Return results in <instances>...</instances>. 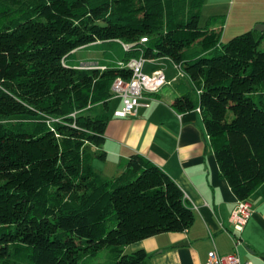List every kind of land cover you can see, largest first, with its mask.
Returning a JSON list of instances; mask_svg holds the SVG:
<instances>
[{
  "label": "trees",
  "instance_id": "trees-1",
  "mask_svg": "<svg viewBox=\"0 0 264 264\" xmlns=\"http://www.w3.org/2000/svg\"><path fill=\"white\" fill-rule=\"evenodd\" d=\"M203 3L0 0V264H149L126 246L193 222L180 186L145 156L131 153L112 177L93 167L86 145H102L108 116L85 110L106 108L113 81L131 76L66 64L93 42L130 44L123 61L171 59L193 85L171 105L201 112L235 196L264 182V31L222 41L216 16L199 23Z\"/></svg>",
  "mask_w": 264,
  "mask_h": 264
},
{
  "label": "crops",
  "instance_id": "crops-1",
  "mask_svg": "<svg viewBox=\"0 0 264 264\" xmlns=\"http://www.w3.org/2000/svg\"><path fill=\"white\" fill-rule=\"evenodd\" d=\"M217 17L213 29L222 30V41L247 30L255 36L263 31L255 25H264V0H204L199 23ZM99 41L81 46H101V58L93 53L76 58L72 67L93 64L104 67L123 60L124 51L111 53L112 43ZM113 54V55H112ZM85 57V58H84ZM162 70L166 83L153 94H145L134 116L117 117L114 111L121 107L120 97L113 96L106 108L103 104L92 105L85 113H106L107 126L101 146L86 145L91 153L95 170L105 177L118 174L131 153H139L164 170L182 189L187 205L192 209V224L181 232H164L131 243L133 250L144 249L149 264H204L207 253L216 249L220 254H231L233 242L229 234L241 239L237 247L242 261L264 264V182L247 198L252 213L242 231L233 230L229 216L237 197L219 167L204 127L203 116L196 108L177 112L171 105L173 99L193 89L189 78L179 71L167 57L148 58L143 71ZM104 151V158L95 155Z\"/></svg>",
  "mask_w": 264,
  "mask_h": 264
},
{
  "label": "built area",
  "instance_id": "built-area-1",
  "mask_svg": "<svg viewBox=\"0 0 264 264\" xmlns=\"http://www.w3.org/2000/svg\"><path fill=\"white\" fill-rule=\"evenodd\" d=\"M140 41L144 43L147 41V38L141 37ZM119 43L124 52L128 51L131 47L128 43L122 41H119ZM146 60L147 58L139 56L131 57L127 61L122 60L116 63L119 67L130 69L131 76L128 80L118 77L111 85L113 96L120 97L122 102L121 107L114 111V116L126 117L136 115L137 109L140 105L139 100L145 94L156 93L166 83L162 70L156 69L150 73H145L143 71V64ZM176 67L180 71L179 66L176 65ZM76 68L103 69L105 66L100 67L93 64H85ZM251 213L252 209L247 199H237L229 216V221L233 230L236 232L242 231ZM229 234L233 242L234 251L231 254L222 255L213 248L208 251L204 264H252L249 260L242 261L238 255L237 247L241 243L240 237L230 232Z\"/></svg>",
  "mask_w": 264,
  "mask_h": 264
},
{
  "label": "rangeland",
  "instance_id": "rangeland-1",
  "mask_svg": "<svg viewBox=\"0 0 264 264\" xmlns=\"http://www.w3.org/2000/svg\"><path fill=\"white\" fill-rule=\"evenodd\" d=\"M99 48H101V46H89V47H87L85 49H78V50L74 51V54L72 56H74L76 58H79L81 56H86L87 54L89 56L92 53L94 55V58H96V59L101 58V55L102 56H106L107 52L105 54H103ZM110 51H111V53L113 52L114 54H117V53L122 52L121 47H120V44L119 43H116V42L112 43L111 50ZM72 62L73 61H71L69 59V56H68L66 58V64L69 66V64L72 63ZM24 118H29V117H27V116H20V115H14V116H11L10 117L11 120L24 119ZM130 245L131 244H128L126 246V251L127 252L133 251V248L130 247ZM106 254H107L106 249H102V250L98 251L96 253L95 257L93 258V262L96 263V262L103 261L105 259Z\"/></svg>",
  "mask_w": 264,
  "mask_h": 264
},
{
  "label": "water",
  "instance_id": "water-1",
  "mask_svg": "<svg viewBox=\"0 0 264 264\" xmlns=\"http://www.w3.org/2000/svg\"><path fill=\"white\" fill-rule=\"evenodd\" d=\"M255 29H257L259 31H263L264 30V25L262 23H259V24L255 25Z\"/></svg>",
  "mask_w": 264,
  "mask_h": 264
}]
</instances>
